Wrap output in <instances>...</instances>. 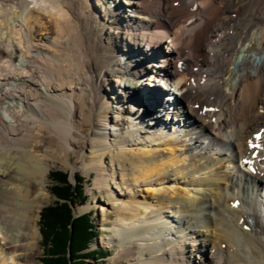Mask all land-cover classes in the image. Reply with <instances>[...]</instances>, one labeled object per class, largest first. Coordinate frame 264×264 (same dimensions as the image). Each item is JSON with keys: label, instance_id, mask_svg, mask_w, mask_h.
<instances>
[{"label": "bare ground", "instance_id": "1", "mask_svg": "<svg viewBox=\"0 0 264 264\" xmlns=\"http://www.w3.org/2000/svg\"><path fill=\"white\" fill-rule=\"evenodd\" d=\"M263 24L264 0H0V264H34L49 161L73 145L116 214L113 264H264Z\"/></svg>", "mask_w": 264, "mask_h": 264}, {"label": "rangeland", "instance_id": "2", "mask_svg": "<svg viewBox=\"0 0 264 264\" xmlns=\"http://www.w3.org/2000/svg\"><path fill=\"white\" fill-rule=\"evenodd\" d=\"M231 3V2H230ZM87 16H89L87 14ZM262 28L264 29V24L262 25ZM255 33H257V31H255ZM163 48L164 47H168V44H162ZM162 51V49H161ZM164 51H167V50H164ZM131 52H129L128 54L130 55ZM128 54H126L125 56H120V57H117L119 60L123 61V62H129V61H133V62H136V60H141L142 57H139V55H135L136 57L133 58V59H127L128 58ZM256 58L257 57H261V60L260 62H262V58H263V65H264V54H262V52L260 54H256L255 55ZM240 56H236L234 59H233V63H234V66L236 65H239L241 63V60H238ZM114 78V77H113ZM149 74L145 75V77L143 78V87L145 90H153V88H150L148 87L151 82H149ZM230 80H231V77H230ZM154 84V83H153ZM223 85V84H222ZM228 86L226 85V88ZM144 90V91H145ZM168 90V91H167ZM167 90L165 91V89H163L164 91V94H163V97L164 99H171L173 98V93L176 94L175 90L173 89V87H171V85H169L167 87ZM144 91H142L144 93ZM172 93V94H171ZM149 94L147 93L146 97H149L148 96ZM85 99V97L83 98ZM137 102V104L139 103L138 101H132V103L130 104L131 108L133 109L134 113L135 111L140 107V105L136 106L135 103ZM150 105H153L150 103ZM146 106V105H145ZM136 107V108H135ZM152 107V106H150ZM158 108V107H157ZM156 108V109H157ZM3 118H5L6 120H8L7 117H5V114H3V112H1ZM159 113H156L155 115H157ZM139 112H136L135 115H132L131 116V119H130V122H131V128H133L134 124L136 123L135 121L132 120L135 119L136 121H138L137 117H139ZM81 118V122L83 123L84 125V121H85V118L83 117H80ZM87 120H90V117L87 116ZM80 121V120H79ZM137 126V125H135ZM161 125L158 127L160 128ZM134 130V129H133ZM173 131V130H172ZM34 133H35V128H34ZM83 134H86L89 139L93 138L95 139V136H92L91 135V132L88 131L87 129H84L82 131ZM77 138H81L82 136L78 133V132H74L73 133ZM34 138H35V134H34ZM118 138V137H117ZM49 139H53L55 140L54 138H49ZM224 143H227V140L228 138L227 137H224ZM9 146L10 143H7V144H4L3 141H2V136H0V146ZM35 145V143H34ZM80 145H73L67 152V155L65 156L66 161H62V160H55V161H49L50 165L52 168H50L49 172H48V176H49V173L53 172V171H62L63 173H66L67 175V179L69 182L72 181V176L73 175H79L81 178H82V194L84 195V202L83 204L81 205H74L72 207V212L75 214V212L77 214H83V213H87V212H90V218L92 220V222L95 223L96 225V231H97V237L94 238V240H92L91 244L89 245V249H93V248H99L100 250H102L105 255L103 257V259H98L97 261H91V260H86L89 264H113L114 263V258L116 256V253H117V250H118V244H116L115 242L114 243H111V244H106V242L108 240L111 239V237L113 236V232L112 230L115 229V225H116V221H117V217H116V214L112 211H108L106 213H104L102 215V212H101V208L99 206V203L95 202L98 198L102 197V194L101 192L97 189V187L94 185V181H95V177H96V172L94 170H89L86 169L84 167V165L82 166L81 165V161H82V157L83 156H86L88 155L87 153V150L80 146ZM168 149V148H167ZM105 164L108 163V159H105L104 160ZM73 168H75V171L74 173L72 172ZM48 176H47V180H46V185H47V188H46V191L42 190V198L44 200L41 199L42 201V204L41 206L39 207V209L35 210V215L37 216V220H36V227L38 229V234H39V230H40V211L44 208V207H47L49 204H51L55 198L49 194L48 190L51 188V183L49 182L48 180ZM261 189V188H260ZM119 192V191H117ZM259 196H258V200L261 199V198H264V188H262L259 192H258ZM124 197V196H123ZM139 197H143V194H139ZM45 198H48V199H45ZM120 199V198H119ZM142 199V198H141ZM121 200V201H120ZM118 201H114V205H118L119 202H122V200H127V198H123V199H120ZM16 202V205L21 207V203H20V200L18 198H16L15 200ZM90 206V208L88 210H83L80 212V209L83 207V206ZM165 214V217L167 216V218H165L164 220H166V225L169 226V227H172V228H175L177 225L172 221V217H173V213H171L172 211L171 210H167L165 209L164 210ZM75 214V215H77ZM169 216V217H168ZM185 244L188 246L186 247V251H190L192 248L190 245L192 246H195V247H199L201 245V240H196L195 238H190L188 239V241L185 242ZM38 248H39V253L38 255L35 256V258L33 259V262L34 264H40L39 262V258H41L42 256V243H41V236L39 234V241H38ZM193 253H190L193 258V260L195 261L193 264H200V255L198 254V252L196 251H191ZM190 254H186L187 255H190Z\"/></svg>", "mask_w": 264, "mask_h": 264}, {"label": "trees", "instance_id": "3", "mask_svg": "<svg viewBox=\"0 0 264 264\" xmlns=\"http://www.w3.org/2000/svg\"><path fill=\"white\" fill-rule=\"evenodd\" d=\"M48 180V192L55 200L40 211V236L42 256L40 264H89L86 260L103 259L105 253L99 248L89 249L97 237L96 225L90 212L72 217V207L84 202L82 178L74 175V184L66 173L53 171Z\"/></svg>", "mask_w": 264, "mask_h": 264}, {"label": "water", "instance_id": "4", "mask_svg": "<svg viewBox=\"0 0 264 264\" xmlns=\"http://www.w3.org/2000/svg\"><path fill=\"white\" fill-rule=\"evenodd\" d=\"M77 215L72 214V217H76Z\"/></svg>", "mask_w": 264, "mask_h": 264}]
</instances>
